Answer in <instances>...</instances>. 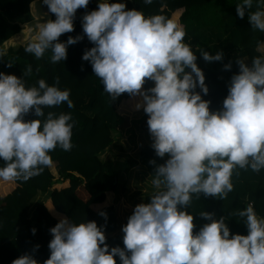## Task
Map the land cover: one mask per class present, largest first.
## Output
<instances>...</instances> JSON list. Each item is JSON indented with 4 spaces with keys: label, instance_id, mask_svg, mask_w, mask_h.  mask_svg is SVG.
<instances>
[{
    "label": "clouds",
    "instance_id": "obj_1",
    "mask_svg": "<svg viewBox=\"0 0 264 264\" xmlns=\"http://www.w3.org/2000/svg\"><path fill=\"white\" fill-rule=\"evenodd\" d=\"M43 2L55 19L41 23L25 51L38 59L50 51L52 63L64 62L68 46L86 35L93 46L82 60L90 62L112 100L123 93L140 98L135 108L147 114L151 147L165 159L150 160L157 190L136 204L122 225L123 247H110L105 225L95 220L62 217L50 228L46 260L24 252L11 264H117V257L119 264H264V215L253 204L230 214L243 220L247 234L231 233L224 215L213 218L215 213L205 210L199 215L208 222L194 231V214L188 211L194 195L227 198L237 169L264 170V53L251 64L238 57L239 71L230 78L222 107L212 110L202 95L209 88L197 52L208 62L221 61L223 52L194 50L174 19L128 8L126 0H98V7L82 16L83 32L61 41L89 0ZM255 3L256 10L249 11L254 0H240L236 13L244 18L247 12L251 28L264 32V0ZM224 68L230 69L231 61ZM31 71V66L22 76L0 71V179L5 181H27L52 163L50 152L57 146L73 147L71 113H45L64 103L73 108L70 89L59 86V77L53 84L41 78L27 86L24 75ZM148 80L154 83L145 88ZM29 112L36 118L25 119ZM99 214L107 219L105 211Z\"/></svg>",
    "mask_w": 264,
    "mask_h": 264
},
{
    "label": "trees",
    "instance_id": "obj_2",
    "mask_svg": "<svg viewBox=\"0 0 264 264\" xmlns=\"http://www.w3.org/2000/svg\"><path fill=\"white\" fill-rule=\"evenodd\" d=\"M18 0H0V43L19 30L18 22L6 17L3 13L14 10ZM240 0H152L151 4H145L143 0H126L128 8H141L146 15L163 14L174 19L186 30L185 40L194 50L205 49L210 53L222 50L225 52L221 61H205L197 52V64L205 73V83L209 91L203 94V98L211 101L212 110L222 107L223 99L228 92V83L233 73L239 71L235 54L247 56L249 64L251 59L262 53L257 48L263 39V32L251 28L247 17L240 18L236 13V4ZM27 12L29 15L28 6ZM93 0H89L87 8H78L74 22L82 29V16L85 12L97 8ZM256 3L249 11L256 10ZM55 19V18H54ZM206 27H216L221 36L224 32L226 42L209 47L203 41L201 30ZM71 33L62 34L59 39L66 41ZM93 44L84 36V39L69 45L66 60L52 63L45 62L40 65L38 59L25 51V47L15 50L19 60L24 61L25 68L31 66V74L24 75L27 86L37 84L43 78L49 84L55 83L59 77V86L70 89V98L74 107L68 108L67 104H61L52 109L57 114L70 112L74 126L72 130L73 147L65 151L59 146L50 152L52 163L44 166L43 171L31 177L27 181L0 179L2 182H11L9 189L1 188L3 196L0 197V264H11L12 260L24 252H33L36 259L43 262L50 255L48 248L52 239L50 228L60 218L69 217L73 222L82 220H95L98 225H105L106 243L112 247H123V233L114 234L118 220H121L116 205V190L125 191L126 180L130 178L131 171L139 163L145 165L151 176L154 165L150 160L163 163L165 158L156 156L151 143H142L139 146L138 160L132 157L121 159L123 151L121 144L114 141V132L125 122L127 115L134 111H123L120 107L128 105L133 110L134 105L128 100L139 97H130L127 93L121 94L116 99L111 97L103 89L102 81L93 74L90 62L82 60L83 52ZM264 46V41L262 42ZM230 52V59L228 55ZM231 53H235L233 56ZM231 61V68L227 69V75L221 72V66ZM83 66V67H82ZM20 64L9 68L4 67L0 60V71L5 73H19ZM17 72V73H15ZM153 81H146L144 87L153 85ZM200 91L199 88L196 89ZM34 112L26 114L25 119H34ZM147 115L140 122L142 132L150 135L147 125ZM108 152L117 156H105ZM3 162L0 161V164ZM123 174L124 176H121ZM123 177V178H122ZM232 181L233 190L227 198L220 199L213 196H205L203 193L197 198L193 196L191 208L188 211L194 214V231L208 221L199 215L205 210L215 213L217 218L224 215L230 227L231 233L247 234V226L243 220L234 215L252 203L258 215H264V170L253 172L251 169H237ZM66 183L65 186L62 184ZM48 193L46 201H37L35 204V216L31 221L29 211L32 201L39 193ZM155 193L145 195L143 202L150 199ZM111 195V196H110ZM110 196V197H109ZM48 206H54L50 211ZM107 213V219L101 216L100 211ZM131 214V213H130ZM36 231L33 234L32 229ZM39 245L38 248L35 246ZM34 250V251H33ZM119 264V257H117Z\"/></svg>",
    "mask_w": 264,
    "mask_h": 264
},
{
    "label": "crops",
    "instance_id": "obj_3",
    "mask_svg": "<svg viewBox=\"0 0 264 264\" xmlns=\"http://www.w3.org/2000/svg\"><path fill=\"white\" fill-rule=\"evenodd\" d=\"M217 32H218V29L216 27L203 28L201 30V36L203 38V41L206 44H208V46H210L211 44H216V45L219 44L220 42H217V41H214V42H210L209 41V38H211L214 33H215V36H216ZM262 35H263V39L259 43L257 48L259 49V51L261 53H264V47L262 46V42L264 41V32H263ZM225 39H226V36H225ZM222 41H224V40H222ZM234 54L235 53H231L232 56ZM235 57H236V61H237L238 57L247 58L248 59L247 56H240L239 54H235ZM246 63L249 64V60H247ZM134 102H136L135 98H131V99L128 100V103L131 104V105H134L133 104ZM127 111H134L133 114L135 113L137 115L140 114V113H143L144 116L147 115V114L144 113L143 108H141L139 110H137V109L130 110V109L127 108ZM127 111H125V112H127ZM144 116H142L140 118L139 122H137V126H138V128L136 130L137 135H135L133 131L128 130V127H126L127 124L131 123L129 121V119L132 118L131 115H127L126 118H125V122L121 126H119L117 128V130L114 132V135L115 134L119 135V136L114 137V141L116 143L121 144L122 147H123V151L120 153V156H119L121 159L132 157V158H135V159L138 160V158H139V146L142 143H152L150 135L147 134V133L142 132L141 129H140V122H141V120L143 119ZM127 131H128V133H127ZM119 132H121V133H119ZM115 138H120V141L117 142V140H115ZM131 147H133V148H131ZM144 166L145 165L139 163L136 167H134L132 169V171L133 170H135V171L136 170H140L141 168H143L142 175L144 177L149 178V176L145 173ZM145 184L146 183L143 180V178L134 180L132 178V174H131V177L128 180H126L125 191L123 193L122 192L120 193L121 194L120 198H118L117 190L114 193V195H115V200H114L115 201V205H116L118 214H119V216L121 218V220H118V222H117V226H116V230L114 231V234L121 232L122 225L127 222V218L130 215L129 213L133 211L135 205L137 203L143 202V199H144L145 195L153 193L154 191L157 190V189L154 188L153 190H151V191H149L147 193L140 194L139 191L142 190L145 187ZM134 189H136V190L134 191ZM139 197H142L141 201H140ZM122 211H123V214H122ZM124 215H126V221H124Z\"/></svg>",
    "mask_w": 264,
    "mask_h": 264
},
{
    "label": "rangeland",
    "instance_id": "obj_4",
    "mask_svg": "<svg viewBox=\"0 0 264 264\" xmlns=\"http://www.w3.org/2000/svg\"><path fill=\"white\" fill-rule=\"evenodd\" d=\"M27 2H28V0H18L15 3L14 10L12 8L10 11H7L6 13H3V14L6 17H8L9 19L13 20V21H20V22L28 21L30 19V16L28 15V12H27V7H26ZM80 31H81V27L78 26V25H75L74 26V30L72 32H69V33H71L72 36H75L77 34H80ZM215 33L212 35L211 38H209V41L210 42H214V41L220 42L219 43V46L222 45V44H224L225 41H226V39H225V36H226L225 33L223 32L221 36L219 35V31L217 32L216 36H215ZM222 40H224V41H222ZM27 44H26V46H27ZM26 46H25V48H26ZM216 46H218V45H216ZM209 47H211V46H209ZM222 52H223V55H224L225 52L224 51H222ZM226 54L228 55V58L230 59L231 58L230 57V52H229V54L228 53H226ZM50 56H51V52L50 51H46L43 57H41L39 59L37 58L38 61H39V63H40V65H43L47 61H51L50 60ZM0 60L3 62L4 67L8 68V69H6L8 71H9V68L10 67L13 68V66L16 65V64H20V66H22V67H20V69H19L20 72L19 73H17V72H15V73L22 74V73H24V72L27 71L26 68L24 67L25 66L24 61L18 59L17 55L15 54V50L14 49H9V51L6 54L2 55V57L0 58ZM221 72L224 75H227V72L228 71L223 66H221ZM120 108L123 109V111H127L128 105L127 104H123ZM131 116H132V118L129 119V121L131 123L127 124L126 127H128V130L133 131L134 134L137 135V133H136V130L138 128L137 122H139L140 118L142 116H144V115H143V113H140L138 115L134 113ZM119 133H121V132H119ZM127 133H128V131H127ZM116 136H119V135H116L115 134L114 137H116ZM115 140H117V142H119L120 141V138H115ZM131 148H133V147H131ZM105 156L113 157V156H117V154L112 153V152H108L107 154H105ZM144 168H145V173L149 176V178L144 177L142 175L143 168H141L140 170H136V171L133 170L131 172L132 178L134 180L135 179L143 178V180L146 183L145 184V187L142 190L139 191L140 194L147 193V192H149V191H151V190H153L155 188L152 185V183H151V180H152L151 174L149 173V171L146 169L145 166H144ZM121 176H124V175L121 174ZM130 177H131V175H130ZM65 185H66V183L62 184V186H65ZM3 186L5 188H7V189L8 188L10 189L13 186V184L11 182H2V183H0V197L3 196V194H4L1 191V188ZM135 190L136 189H134V191ZM117 192H118V198H120V195H121L120 194L121 193L120 190L118 189ZM47 197H48V193L47 192L46 193H39L36 196V198L32 201V204H31V207H30V211H29V215H30L31 221L34 220V216H35V208L34 207H35L36 202L37 201H43L44 202V201H46V198ZM139 198H140V201H141V198L142 197H139ZM130 213H132V212H130ZM122 214H123V211H122ZM124 221H126V215H124Z\"/></svg>",
    "mask_w": 264,
    "mask_h": 264
},
{
    "label": "water",
    "instance_id": "obj_5",
    "mask_svg": "<svg viewBox=\"0 0 264 264\" xmlns=\"http://www.w3.org/2000/svg\"><path fill=\"white\" fill-rule=\"evenodd\" d=\"M94 1L95 4L98 5V0ZM28 8L32 18L25 22H18L19 30L0 43V49L4 50V54H6L9 49L16 50L20 46L25 47L26 43L36 38L41 23L52 18V13L48 10V6L43 0L30 1ZM1 57L2 56H0V58ZM213 218H216V216Z\"/></svg>",
    "mask_w": 264,
    "mask_h": 264
},
{
    "label": "flooded vegetation",
    "instance_id": "obj_6",
    "mask_svg": "<svg viewBox=\"0 0 264 264\" xmlns=\"http://www.w3.org/2000/svg\"><path fill=\"white\" fill-rule=\"evenodd\" d=\"M30 1H32V0H28V2H27V6H28V4H29ZM28 10H29V8H28ZM29 16H30V19H31L32 17H31V15H30V13H29ZM54 18H55V14L52 13V18H51V19H54ZM30 19H29V20H30ZM74 24H75V22H74Z\"/></svg>",
    "mask_w": 264,
    "mask_h": 264
},
{
    "label": "built area",
    "instance_id": "obj_7",
    "mask_svg": "<svg viewBox=\"0 0 264 264\" xmlns=\"http://www.w3.org/2000/svg\"><path fill=\"white\" fill-rule=\"evenodd\" d=\"M249 203H250V202H249ZM249 203H248V204H249ZM251 204H252V203H251Z\"/></svg>",
    "mask_w": 264,
    "mask_h": 264
},
{
    "label": "bare ground",
    "instance_id": "obj_8",
    "mask_svg": "<svg viewBox=\"0 0 264 264\" xmlns=\"http://www.w3.org/2000/svg\"><path fill=\"white\" fill-rule=\"evenodd\" d=\"M27 44V43H26Z\"/></svg>",
    "mask_w": 264,
    "mask_h": 264
}]
</instances>
